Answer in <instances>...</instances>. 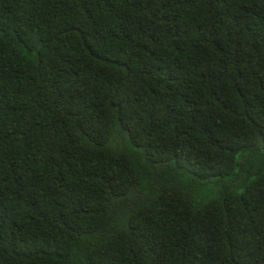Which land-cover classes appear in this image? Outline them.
Returning <instances> with one entry per match:
<instances>
[{"label":"trees","instance_id":"16d2710c","mask_svg":"<svg viewBox=\"0 0 264 264\" xmlns=\"http://www.w3.org/2000/svg\"><path fill=\"white\" fill-rule=\"evenodd\" d=\"M0 264H264V0H0Z\"/></svg>","mask_w":264,"mask_h":264},{"label":"rangeland","instance_id":"374dc122","mask_svg":"<svg viewBox=\"0 0 264 264\" xmlns=\"http://www.w3.org/2000/svg\"><path fill=\"white\" fill-rule=\"evenodd\" d=\"M215 188V190H218L219 188L218 187H214Z\"/></svg>","mask_w":264,"mask_h":264}]
</instances>
